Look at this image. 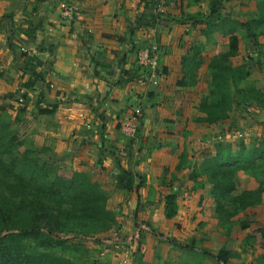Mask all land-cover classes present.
Masks as SVG:
<instances>
[{"label": "crops", "instance_id": "obj_1", "mask_svg": "<svg viewBox=\"0 0 264 264\" xmlns=\"http://www.w3.org/2000/svg\"><path fill=\"white\" fill-rule=\"evenodd\" d=\"M11 2L0 0V88L8 91L1 97L27 96L25 123L37 120L39 128L34 132L52 146L55 161L63 168L89 172L104 186L115 183V158L127 159L119 164L137 179L143 176L145 183L157 182L149 207L165 218L168 192L162 188L171 183L170 173L163 171L178 166L179 155L188 153L187 142L198 132L191 120L199 116L200 74L207 69V63H202L193 85H178L181 60L191 51L185 44L191 39L190 26L187 17L180 15L193 4L188 0H73L70 4L46 0L24 14ZM67 5L76 10L71 21L61 17ZM151 44L159 48L161 75L157 85L141 86L136 54ZM135 108L141 109L140 122L135 137L127 139L120 128ZM41 109L53 111L39 114ZM138 132L148 137L155 150L145 148L146 157L140 155L136 163L132 145L124 146L120 137L134 140ZM148 155L150 159L144 160ZM187 181L198 189L196 182L189 177ZM205 188L209 191L201 187ZM197 192V198L206 201ZM208 200L212 202L210 195ZM177 205V214L187 210L178 196Z\"/></svg>", "mask_w": 264, "mask_h": 264}, {"label": "trees", "instance_id": "obj_2", "mask_svg": "<svg viewBox=\"0 0 264 264\" xmlns=\"http://www.w3.org/2000/svg\"><path fill=\"white\" fill-rule=\"evenodd\" d=\"M35 1L41 3L46 0ZM56 1L70 4L73 0ZM188 1L196 5L200 0ZM254 1L256 18L241 26L251 41L264 34V0ZM214 17L219 18L215 2L211 4V16L204 22L203 32L207 36L216 28L220 30L224 27L223 20L217 19L219 22L216 25ZM235 33V27L231 26L227 32L226 51L210 57L207 62L210 82L207 93L200 98L196 107L199 113L195 119L197 124L209 127L223 124L230 120V114L237 105H241L240 109L247 118L264 110V91L242 87L251 75L249 63L238 66L231 64V59L239 52V38ZM190 50L188 56L181 60L182 79L178 81L179 86L193 85L194 74L202 64L198 49ZM256 50L253 52L255 58L251 59L262 65L264 46L256 47ZM19 98H22L21 103L18 102ZM19 98L15 101L18 116L14 118L8 114L7 119L8 107L0 104V264H81L73 258L83 250V244H70L69 236L99 241V238L110 234L116 225L115 214L109 208L110 196L90 174L79 171L71 172L70 175L61 173L55 159L42 158L47 152L46 148L38 150L32 143L28 145L25 139L17 137V129L11 125L23 122L28 107L27 96L21 94ZM52 111L41 109L38 113L49 114ZM119 163H115L118 171L115 188L138 193L144 177L137 179L135 173ZM185 164L186 153L182 152L178 169L181 171ZM193 166L189 180L196 182L199 187H209L213 210L221 223L261 205L264 193V142L253 144L248 149L242 147L234 150L230 144L219 141L214 146L213 154L205 155ZM239 173L259 180L258 187L235 194ZM177 211L176 193L166 194L164 217L173 219ZM144 224L154 234L149 224ZM247 227L248 223L242 224V228ZM256 232V245L264 249V224L258 226ZM191 251L204 258H213L216 264H228L234 257L225 248L220 249L215 256H210L206 250ZM259 260L264 264V260Z\"/></svg>", "mask_w": 264, "mask_h": 264}, {"label": "rangeland", "instance_id": "obj_3", "mask_svg": "<svg viewBox=\"0 0 264 264\" xmlns=\"http://www.w3.org/2000/svg\"><path fill=\"white\" fill-rule=\"evenodd\" d=\"M1 1L5 2L6 0ZM7 1L16 2L15 7L20 10V13L23 11L24 14L31 12L32 6L36 7V4H39L35 0ZM213 2L217 3L219 14V18L215 19L214 17L213 22L217 25L219 22L217 19H222L224 27L220 30L216 28L212 36H207L204 33V22L211 16V4ZM159 7L160 5L157 4L155 6L156 10ZM183 12L190 26L188 33H190L189 37L191 38L190 42L185 44L189 49H198L199 58L204 65L210 57L226 51L227 32L231 26L235 27V34L239 38V52L236 57L231 59V64L238 66L248 62L251 66V75L242 87H254L264 91V64L259 65L251 59L255 58L256 47L264 46V34L251 41L245 29L241 27L243 23L257 16L254 0H202L197 5L188 6ZM190 17H193V19H188ZM200 78L203 80L199 100L208 91L210 76L207 69L200 74ZM6 90L7 88H0V103L8 107L7 119H9L8 114L12 118L18 116V113H16L18 106L13 103L17 99V94L11 93L10 98L3 97L4 95L1 97L2 93L8 92ZM235 99L239 101L237 97ZM240 108L241 105L235 107L230 114L229 121L211 127L197 124L193 118L191 122L195 127H198V132L191 141L187 142L189 151L186 153L184 169L180 171L178 167H175L172 172L168 169L163 171L165 175L170 173L168 180L171 184L175 183L162 189L165 193H176L180 198V202L187 204V210L184 209L183 214H177L171 220L154 214L155 209L149 207V204L152 205L153 203L151 197L157 192V182L156 184H148L144 181L138 193L118 190L111 182H107L104 186L101 184L110 196L109 208L115 214L116 225L110 234L104 238H99V241L93 238L82 240L81 237L76 235L69 236L70 244H78L79 242L83 244V250L80 254L75 255L73 259L81 264H216L213 258H204L201 254L191 250H206L211 254L210 256H215L220 249L225 248L234 254L228 264H261L259 258L264 260V249L256 245V240H258L256 231L258 226L264 224V200L261 205L246 214L221 223L213 210L212 202L208 200L209 191L207 188L201 189L197 185L196 188L198 189L196 190L187 181L193 171V165L205 155L213 154L214 146L219 141L230 144L234 150L242 147L248 149L253 144L264 142V110L261 109L253 117L247 118L245 112ZM25 121H27L26 117L23 118L21 124L11 125L12 128L17 129V137L25 139L28 145L32 143L38 150L46 148L47 152L42 155L44 160L48 157L55 159L54 153L50 150L52 146L50 148L49 144L46 146L45 140L39 133L34 132H38L37 120L31 122V124H26ZM147 139L148 137L144 136L142 132H138L134 140H126L120 137V141L124 146L132 145V152L134 153L132 158L135 159L136 163H139L141 158H138L140 155V157H146L147 153H143L145 148L148 150L150 147L151 151L155 150L154 147H151L153 143L149 142V139L145 141ZM161 147L162 145L157 146L156 149ZM124 154H127L126 150ZM113 155L116 157V150ZM149 157L148 155L144 160ZM115 160L120 163L122 161L127 162V159L118 156ZM57 165L61 173L70 175V171L74 172L71 168L68 169L69 167L63 168L59 163ZM86 173L90 174L89 172ZM156 174L153 175V179ZM91 177L95 180L94 176L91 175ZM259 183V180H254L244 173H239L236 177L237 188L235 194L244 190L256 189ZM197 191H200L201 195L206 197V201L203 198L200 200L197 198L196 194L199 193ZM145 195V199L140 201V198H144ZM262 197L264 198V193ZM145 222L154 230V234L146 229ZM246 223H248V227L242 228V224Z\"/></svg>", "mask_w": 264, "mask_h": 264}, {"label": "built area", "instance_id": "obj_4", "mask_svg": "<svg viewBox=\"0 0 264 264\" xmlns=\"http://www.w3.org/2000/svg\"><path fill=\"white\" fill-rule=\"evenodd\" d=\"M76 15V10L72 6H63L61 9V17L63 20L71 21ZM25 52L23 49L21 50ZM159 60V48L156 44H151L138 50L136 54V63L141 68V76L137 79V82L141 86L157 85L159 77L161 75L158 66ZM18 102H22V98L18 99ZM141 117V109L135 108L132 110L130 116L122 123L121 133L127 139H133L137 133L138 125Z\"/></svg>", "mask_w": 264, "mask_h": 264}]
</instances>
